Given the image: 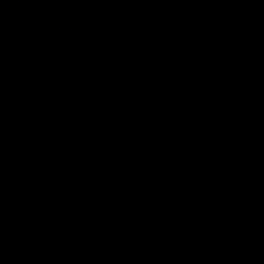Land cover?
<instances>
[{
	"label": "water",
	"instance_id": "1",
	"mask_svg": "<svg viewBox=\"0 0 264 264\" xmlns=\"http://www.w3.org/2000/svg\"><path fill=\"white\" fill-rule=\"evenodd\" d=\"M0 264H264V0H0Z\"/></svg>",
	"mask_w": 264,
	"mask_h": 264
}]
</instances>
